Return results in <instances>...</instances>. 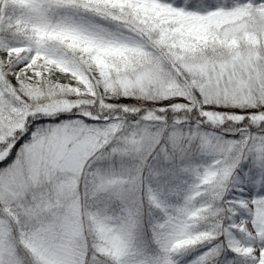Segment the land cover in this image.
Wrapping results in <instances>:
<instances>
[{"label":"snow or ice","instance_id":"6c2138e0","mask_svg":"<svg viewBox=\"0 0 264 264\" xmlns=\"http://www.w3.org/2000/svg\"><path fill=\"white\" fill-rule=\"evenodd\" d=\"M0 264H264V0H0Z\"/></svg>","mask_w":264,"mask_h":264}]
</instances>
